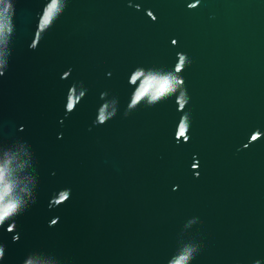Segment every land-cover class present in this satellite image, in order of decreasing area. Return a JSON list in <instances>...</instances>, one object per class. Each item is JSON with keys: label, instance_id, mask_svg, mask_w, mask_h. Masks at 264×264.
<instances>
[{"label": "water", "instance_id": "obj_1", "mask_svg": "<svg viewBox=\"0 0 264 264\" xmlns=\"http://www.w3.org/2000/svg\"><path fill=\"white\" fill-rule=\"evenodd\" d=\"M0 25V264H264V0H0Z\"/></svg>", "mask_w": 264, "mask_h": 264}, {"label": "snow or ice", "instance_id": "obj_2", "mask_svg": "<svg viewBox=\"0 0 264 264\" xmlns=\"http://www.w3.org/2000/svg\"><path fill=\"white\" fill-rule=\"evenodd\" d=\"M51 12V9H50ZM48 17H45V23L47 22ZM2 25H0V30H2ZM135 80V77L133 78ZM167 84V81H165V85ZM144 95V92H141L138 96L137 99L140 98V96ZM69 107H72V105L70 104ZM101 119H103V116H101ZM181 134L183 135V128L181 129ZM255 139V137H254ZM2 172H0V179H2ZM6 190V189H5ZM2 198V197H0ZM15 208L14 204H9L6 207L0 208V220H2L4 217H6L7 215H9V213ZM185 259L184 257H181V260ZM177 264H180V262L178 261Z\"/></svg>", "mask_w": 264, "mask_h": 264}, {"label": "clouds", "instance_id": "obj_3", "mask_svg": "<svg viewBox=\"0 0 264 264\" xmlns=\"http://www.w3.org/2000/svg\"><path fill=\"white\" fill-rule=\"evenodd\" d=\"M5 189H6V190H5ZM10 190H11V189H10V186L5 187V188L3 189V191L0 192V197H2L3 195H6ZM15 203H16L15 201L10 202V204H15Z\"/></svg>", "mask_w": 264, "mask_h": 264}]
</instances>
